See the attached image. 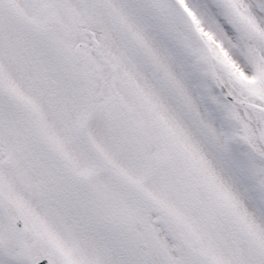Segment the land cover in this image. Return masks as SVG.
Returning <instances> with one entry per match:
<instances>
[{"label": "snow or ice", "instance_id": "1", "mask_svg": "<svg viewBox=\"0 0 264 264\" xmlns=\"http://www.w3.org/2000/svg\"><path fill=\"white\" fill-rule=\"evenodd\" d=\"M0 264H264V0H0Z\"/></svg>", "mask_w": 264, "mask_h": 264}]
</instances>
